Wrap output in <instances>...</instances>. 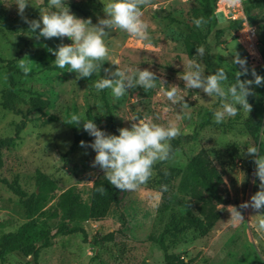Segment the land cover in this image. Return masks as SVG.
<instances>
[{
    "label": "rangeland",
    "instance_id": "rangeland-1",
    "mask_svg": "<svg viewBox=\"0 0 264 264\" xmlns=\"http://www.w3.org/2000/svg\"><path fill=\"white\" fill-rule=\"evenodd\" d=\"M249 1L241 0L242 9ZM13 2L0 0V95L8 86L5 61L16 58L26 42L27 50L23 60L30 65L32 75L17 77V80L30 88L46 90L52 104L44 113L27 114L30 121L21 130L19 138L15 139L9 149L2 150L3 165L0 173L7 179L17 175L20 185L27 192L34 189L36 170L48 174L56 183L54 196L46 206L49 211L41 216L50 232L58 230L63 219L56 206L59 194L74 187L87 200L93 180L97 175L104 174L99 167H92L95 151L80 144L84 141L87 145L94 140L83 130V122L77 126L82 131V138L70 151L68 148L73 133L65 122L67 114H78L85 120L86 115L90 114L99 128L113 134L101 91L98 92L94 87L97 80L107 75L104 68L112 71L116 67L149 69L159 78L156 88L145 91L136 87L119 100L112 96L111 90L106 89V98L118 129L131 127L130 120L138 118L164 126L174 122L179 125L181 134L191 135V139L182 143L172 157L154 169L153 176L146 184L135 191H120L117 202L111 205L104 218L85 221V242L78 233H56L50 246L39 249L36 264H164L159 246L147 239L153 226L155 232L161 231L169 212L159 215L156 211L161 200L162 186H166L173 196L172 207L179 210L180 206L175 201V198L180 197L177 185L187 160L200 149L206 150L220 171L228 202L223 205L219 219L206 235L189 230L175 239L170 252L192 259L195 264H264V230H258V221L264 219V209L257 212L251 207H241L259 190V180L254 176L256 167L252 165L254 158L245 155L247 145L252 143H246V137L235 132L224 133L210 125L201 126L209 112L211 120H214L213 113L220 109L221 100L208 97L198 89L186 88L180 78L190 70L189 62H200L205 67V75L214 74L219 68L227 72L228 79L224 86L228 87L236 82L235 72L240 70L238 65L232 63L235 53L246 59L250 70L249 75L241 79H253L252 68L264 76V13L259 21L262 27L260 30L256 24L260 37L256 50L248 51L244 48L238 34L240 28L226 36L225 41L212 48L208 54L204 52L202 58L196 54L189 57L183 44L186 30L183 25L170 23L167 16L207 32L209 43L214 44L216 29L234 20L233 16L238 14L239 9L235 5L216 0L213 20L197 27L193 21L199 19V0H151L142 8L143 19L149 25L150 39L140 41L119 30L111 32L105 37V42L110 49V60L119 61V65L105 61L100 73L77 79L75 72L52 67L55 65V56L49 51L57 49L61 44H71L72 41L67 37L37 39L39 30L35 33L30 30L29 24L18 15L17 6ZM42 2L29 0L30 4L25 11L29 20H39L41 13L55 10L50 9L48 3L39 8ZM65 3L75 16L90 18L94 25L105 15L101 0H65ZM35 10L38 12L32 17ZM174 85L185 96L189 105L185 111L191 113V118L178 119L183 113L166 99L164 92ZM252 87L255 95L249 114L264 122V85ZM15 107L23 113L27 109L19 99ZM247 115L241 109L236 116L226 117L225 121H240ZM50 117L54 120L45 122ZM19 120V114L0 104V137L12 135L13 124ZM259 134L264 145V125ZM237 211L243 220L237 219ZM25 220L18 197L0 183V233L15 230ZM109 233L111 236L106 237ZM0 264L35 263L31 256L26 257L13 251Z\"/></svg>",
    "mask_w": 264,
    "mask_h": 264
},
{
    "label": "clouds",
    "instance_id": "clouds-1",
    "mask_svg": "<svg viewBox=\"0 0 264 264\" xmlns=\"http://www.w3.org/2000/svg\"><path fill=\"white\" fill-rule=\"evenodd\" d=\"M103 3L104 17L93 24L91 19H82L75 16L69 9L65 0H48L50 10L41 13L39 20H29L25 16L29 0H14L18 15L29 24L30 30L35 33L39 30L37 39L69 38L71 44H61L57 49H50L55 56L54 64L59 69H67L75 72L77 79L88 78L100 73L105 61L118 66L119 61L110 60V49L105 42V37L111 32L122 31L140 41L150 39L149 25L143 19L142 8L151 0H101ZM236 3L237 0H231ZM194 24L201 27L206 21L203 17L195 19ZM204 48L197 47L196 55L204 56ZM233 64L239 66L235 72L236 82L228 87L224 82L228 79V73L219 68L214 74L205 75V67L200 62H189V71L180 78L188 89H198L211 98H219L221 107L213 113L214 122L223 123L226 117H234L242 109L248 114L252 111V104L248 97L253 95V85H264V76L251 69L253 79H241L249 75L247 61L238 53L234 54ZM19 67L28 74L30 65L20 59ZM107 74L104 78L94 83L95 89L100 92L111 90L112 96L119 100L130 89L141 87L145 91L156 88L159 79L155 72L149 69H130L116 67L115 71L104 68ZM164 95L173 106H178L183 113L178 119L191 118V113L185 111L189 108L180 94L179 87L174 85L164 92ZM239 106V107H238ZM131 127L120 128L119 135L109 134L99 128L92 119L85 120L81 115L72 114L65 121L70 125L79 126L83 122V130L94 140L90 144L81 141L82 147H91L95 151L92 167L103 170L109 184L121 191H135L146 184L153 176L154 166L170 158L172 153L171 141L181 135V129L177 123L170 122L167 126L156 124L151 120L134 118ZM246 156L254 158L256 165L254 176L259 180V190L249 201L241 207H251L259 212L264 209V156L255 145H247ZM255 182V181H253ZM166 190V186H162ZM101 193L103 187L98 189ZM237 219L243 220L237 211ZM258 230H264V219L258 221Z\"/></svg>",
    "mask_w": 264,
    "mask_h": 264
},
{
    "label": "trees",
    "instance_id": "trees-1",
    "mask_svg": "<svg viewBox=\"0 0 264 264\" xmlns=\"http://www.w3.org/2000/svg\"><path fill=\"white\" fill-rule=\"evenodd\" d=\"M47 3L48 0H43L39 8L46 6ZM215 4L216 0H199V18L203 17L206 23L211 22L213 20ZM72 6L77 8L74 4ZM79 11L81 10L79 9ZM37 12L38 10H35L32 17ZM243 12L249 23L258 24L259 30L262 28L259 26V21L263 18L264 0H250L243 5ZM167 19L170 23L183 25L186 30L183 44L189 57L196 54L197 47H203L205 53L208 54L212 48L218 46L220 42H224L226 36L231 32L237 31L242 27V18L229 20L224 26L216 29L215 43L210 44L207 32L198 30L193 24L180 22L172 16H167ZM19 38L22 39L20 36ZM26 50L27 45L25 42L16 58L5 61L8 86L1 92L0 104L15 114H19L20 120L13 124L12 135L0 137V169L3 165L2 150L9 149L15 139L19 138L21 130L30 121L27 114L30 112L44 113L46 108L52 104L50 95L46 90L39 91L30 88L17 80V77L32 75V72L25 74L19 67L20 59L24 58ZM52 67L56 66L52 65ZM105 93L106 89L101 91V98L107 113L109 126L114 135H119V129ZM254 95L248 97L250 104L254 100ZM18 99L27 106L25 113L15 107V102ZM210 116L211 112L208 113L206 120L201 123V126L210 125L214 129L224 133L235 132L245 136V142L252 143V145L258 147L260 155L264 156V145L259 134V130L264 125V122L260 118L248 114L246 118L240 121L228 119L223 123L217 124L214 120H211ZM69 118L70 116L67 114L65 121ZM89 119H91L90 114H87L86 120ZM53 120L50 117L45 122ZM68 125L73 133V140L68 148L70 151L77 146L79 140L82 138V131L76 125ZM190 139V134H181L172 140V153L170 157L181 148L182 143ZM165 162L157 163L154 169H157ZM252 165L256 167L254 161ZM0 183L4 184L18 197L26 218L15 230L0 233V262L5 259L8 253L16 251L23 256H31L32 261L36 264L39 249L50 246L51 239L56 233L63 235L78 233L85 242L87 239L85 221H98L104 218L111 205L117 202L118 193L121 191L111 186L104 174L97 175L93 180L89 188L87 200H84L80 192L74 187L67 188L58 196L56 206L63 219L60 221L59 229L52 233L46 226L44 219L41 218L42 215L49 211V207L46 206L53 198L57 187L48 174L36 170L34 189L31 192H27L22 188L17 175H14L11 179H7L0 173ZM101 187L105 189L103 193L98 191ZM177 191L180 193V197L178 199L175 198V201L180 206L179 210L172 207L173 196L167 189H162L161 200L156 211L159 215L164 214L168 210L169 212L161 231L155 232V227L153 226L147 239L159 246L164 264H195L192 262V259H187L180 254L170 252L175 239L189 230L199 235H206L219 219L223 205L228 202L227 190L224 187L222 175L206 150L200 149L187 160L185 170L177 185ZM110 236L111 233L106 235V237ZM38 241L40 242L39 244H37Z\"/></svg>",
    "mask_w": 264,
    "mask_h": 264
},
{
    "label": "built area",
    "instance_id": "built-area-1",
    "mask_svg": "<svg viewBox=\"0 0 264 264\" xmlns=\"http://www.w3.org/2000/svg\"><path fill=\"white\" fill-rule=\"evenodd\" d=\"M222 1L227 5H235L236 8L239 9V12L237 15L233 16L234 19L236 18H242V27L239 30L238 34L240 36V41L244 48H246L248 51L256 50V46L258 42L260 41V37L257 33V26L256 24H251L247 21L246 16L244 15L242 6H241V0H237L236 3H232L231 0H218Z\"/></svg>",
    "mask_w": 264,
    "mask_h": 264
}]
</instances>
